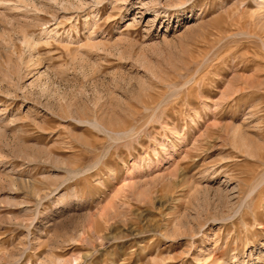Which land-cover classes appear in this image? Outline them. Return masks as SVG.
<instances>
[{"label":"rangeland","instance_id":"obj_1","mask_svg":"<svg viewBox=\"0 0 264 264\" xmlns=\"http://www.w3.org/2000/svg\"><path fill=\"white\" fill-rule=\"evenodd\" d=\"M0 264H264V0H0Z\"/></svg>","mask_w":264,"mask_h":264},{"label":"bare ground","instance_id":"obj_2","mask_svg":"<svg viewBox=\"0 0 264 264\" xmlns=\"http://www.w3.org/2000/svg\"><path fill=\"white\" fill-rule=\"evenodd\" d=\"M10 4V3H9ZM13 5V4H12ZM44 34L47 33V34H54L56 35L57 34V31H54V30H45V32H43ZM42 36V35H41ZM28 37V36H27ZM25 44L28 45L29 47H31L32 43H31V37L29 39L25 38ZM31 56V55H30ZM139 165L138 163H136L134 165V168H137Z\"/></svg>","mask_w":264,"mask_h":264}]
</instances>
